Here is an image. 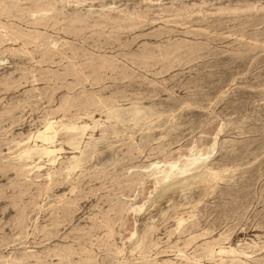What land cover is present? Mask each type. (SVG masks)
I'll return each instance as SVG.
<instances>
[{
	"label": "rangeland",
	"instance_id": "1",
	"mask_svg": "<svg viewBox=\"0 0 264 264\" xmlns=\"http://www.w3.org/2000/svg\"><path fill=\"white\" fill-rule=\"evenodd\" d=\"M0 264H264V0H0Z\"/></svg>",
	"mask_w": 264,
	"mask_h": 264
},
{
	"label": "bare ground",
	"instance_id": "2",
	"mask_svg": "<svg viewBox=\"0 0 264 264\" xmlns=\"http://www.w3.org/2000/svg\"><path fill=\"white\" fill-rule=\"evenodd\" d=\"M199 163V162H198ZM194 165V164H193ZM184 170V169H183ZM168 171V170H167ZM166 171V172H167ZM165 174V173H164ZM176 174V173H174ZM173 174V175H174ZM179 174V173H177ZM221 173H212L211 171L209 170H203L201 169L200 171L196 172L195 174H192V175H189V176H186L184 177L183 181L178 185L179 187L183 186L184 184H187L189 182H193L194 184H200L202 190L204 189H207V188H211L212 185H214L215 182H217L219 180V178L221 177ZM167 176V175H166ZM179 176V175H177ZM183 177V176H182ZM165 178V176H164ZM172 178V177H171ZM170 178V179H171ZM162 179V178H161ZM169 179V180H170ZM176 179V178H175ZM160 185V184H159ZM177 186V187H178ZM187 186V185H186ZM176 187V186H175ZM176 187V188H177ZM173 188V187H171ZM170 188V189H171ZM201 190V191H202ZM197 191V190H196ZM200 191V190H199ZM206 191V190H205ZM169 192V191H168ZM170 193V192H169ZM172 193V192H171ZM168 194V193H167ZM230 252L232 251L231 249L229 250ZM221 253H227L228 251H225V250H222L220 251ZM234 252V251H233Z\"/></svg>",
	"mask_w": 264,
	"mask_h": 264
}]
</instances>
